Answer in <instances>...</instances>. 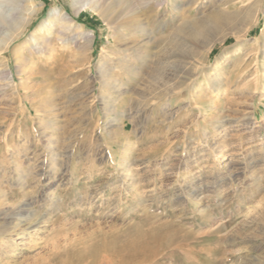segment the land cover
Here are the masks:
<instances>
[{
    "label": "rangeland",
    "instance_id": "1",
    "mask_svg": "<svg viewBox=\"0 0 264 264\" xmlns=\"http://www.w3.org/2000/svg\"><path fill=\"white\" fill-rule=\"evenodd\" d=\"M77 1L35 0L29 6V11L38 10L30 15L31 24L4 54L10 73L0 74V203L7 208L30 204L32 219L38 223L26 230L27 222L0 221L6 226L0 229L12 223L20 228L13 242L0 237V264H70L77 255L84 261L90 258L83 263L91 264L99 259L100 246L113 239L121 243L143 233L170 232L179 233V249L162 264H264V74L258 68L264 15L257 27L240 34V49L213 78L219 90L207 87L211 68L236 41L229 37L206 57L197 51L200 36L195 35L179 42L178 92L158 103L148 100L150 88L158 82L154 77L161 71L172 73L174 57L164 58L157 72L156 58L142 65L129 55L141 75L128 80L122 73L124 89L121 96L114 90L109 94L106 113L99 100L108 91L100 86L99 67L113 65L116 54L127 47L136 49L131 46L134 40L145 38L123 41L119 36H130V25L140 23L153 31L157 41L178 28L183 39L180 30L186 23L209 24L205 15L215 0L184 16L179 0L175 9L174 0H147L148 6L137 16L132 11L110 12L112 27L94 8ZM0 6L7 15L9 5ZM53 9L66 13L69 22L51 25L49 58L39 59L34 53L31 57L28 40L32 32L39 37L37 29ZM240 25L239 20L232 22L237 30ZM161 26L163 31L158 32ZM167 38L163 44L168 50ZM18 47H24L32 68L21 70L13 54ZM195 51L196 65L190 75H181L182 63ZM251 118L253 123L245 125ZM204 131L208 134L200 140ZM121 140L128 144L125 156ZM164 149L167 154L159 158ZM69 151L74 157L68 163L52 160V155ZM123 157L143 194L127 183V190L112 202ZM199 183L204 188L197 200L179 195L169 204L162 201L166 194ZM95 187L105 191L104 198L95 194L83 205L79 198ZM145 199L149 202L143 203Z\"/></svg>",
    "mask_w": 264,
    "mask_h": 264
},
{
    "label": "bare ground",
    "instance_id": "2",
    "mask_svg": "<svg viewBox=\"0 0 264 264\" xmlns=\"http://www.w3.org/2000/svg\"><path fill=\"white\" fill-rule=\"evenodd\" d=\"M73 1L76 4L78 3L77 0H73ZM177 1L178 0H174V2L172 1L173 2V5H171L172 9H175L177 7L175 4V2ZM200 1L201 0H179V13L182 14V16H184L185 14H188L190 10H196L199 8V6H203L205 2L208 0H203L202 2ZM246 1L247 0H222V1L215 0L213 5L211 6L210 12L207 15H205L206 20L209 21V24H206L207 22L201 23L199 20H194V21L186 23L187 24V25L185 24L186 27H183V29L180 30L185 37L183 39L179 37V28L178 29L176 28L177 30H174L173 34L171 33L170 35H167L168 38L164 37L163 39L157 41L153 35V31H148L146 26L140 23H134L130 25L131 26V29L129 30L130 36L120 35L119 36L120 39L124 41L125 39L127 40L129 38H132V37L136 38L139 36L141 37L145 36V38L140 39V40L139 39L134 40V42L132 41L134 44L131 46H136L137 47L136 49H134L133 47H127L124 53L122 52V53H119L118 55L116 54V57L114 59H111L112 60L111 62L113 63V65H111V63L110 64L108 63L104 66L99 67L100 68L99 70L100 71L99 72L100 73V86L103 90L108 91L107 93H102L100 100H99L104 107V111L106 113L110 112L108 108L109 101H110L109 94L113 93L112 92L113 90L117 95L122 94V91L124 89V86L120 84V76L122 75V73H123V76L127 78L128 80H131L133 78L135 79L137 77H140L141 75L138 68H136V66L130 62L131 60L129 58L131 56L129 55H132L134 60H139L142 63V65H144L145 60L149 58H156L157 60L153 66L157 72L160 71V68L163 65L161 61L164 58L166 59L169 57L170 58L174 57L175 62H174V65L171 66L172 73L166 74L163 71H161L160 73L156 72L158 77L156 78L154 77V79H156V81L158 82L155 84L154 82L156 81H154L153 83L151 82L152 84L156 86L152 85L153 87L150 88L151 90L149 93L148 100H150L152 103H158L163 97H166L169 94H173L174 92H178L179 91V79L182 78V77H179V46H181L179 45V42L182 44V42L186 40V37L188 40V37L192 38V36H195V35L200 36V39H198V45L196 47L197 51L204 53V56L206 57H208L211 54V52L213 51V49L216 47L217 44H220V45L223 44L229 37L233 38L236 41V43L233 45L232 48L226 49L225 51H223L222 54H220L216 58V61L214 62L213 67L211 68L212 74H210V76L208 77L207 87L214 88V90H219L218 85L217 84L214 85L213 78H216V76L221 72L222 67L229 62L231 55L240 49L239 48V45H240L239 38L243 36L240 34L241 33L245 34L248 30H251L257 27L259 24L260 15L261 14L264 15V8H263L264 0H253L252 3H250V5H248L247 7H243L244 5H247V4L243 5V3ZM34 2L35 0H0V4L9 5L7 15L3 14L2 6H0V74L10 73V71L8 70V65L6 64L7 61L5 60L4 54L10 50L11 45L19 37L22 36V34L27 29V26L31 24L32 17H30V15L36 14L38 11V10L29 11V6L33 5ZM81 5L86 6L88 8L90 7V9L94 8L96 12H98V14L100 15L101 19L108 26H111L112 24L111 18L113 17H110V12L114 14L115 13L118 14V12H120L119 14H121V12L123 13L125 11H132V12H136L133 14L134 15L136 14L137 16L138 10L141 8L142 9L146 8L148 6V2L147 0H136V2L135 0H82ZM237 5H240V6H237ZM24 11H27L28 12L27 14L30 13L28 17H26L27 14L25 16ZM46 19L47 20L43 21V23L40 24L39 28L37 29V34L39 35V37L37 38L36 33L32 32L28 40L27 49L32 50L30 51L31 57H33L32 54L34 53L39 59L42 57L49 58L51 56L52 50H51V42L49 41L48 39L49 37L47 38V36L51 31V25L54 26L56 24H60V23L62 24V23L69 22V18L67 14L66 13L61 14V12L58 11L57 9H53L48 14ZM234 20L241 21L240 29L238 28L237 30L236 27L232 26V22ZM120 26L122 28L127 27L126 24L125 25L121 24ZM161 31H163V26H161L158 29V32H161ZM78 35L81 36L84 34L78 33ZM262 35H263L262 36V40H263L262 48L263 49L261 50V53H262L261 59L258 60L259 61L258 68L264 74V34ZM87 36L91 37L88 34ZM166 38H167V41L170 39L168 41L170 42L169 43L170 48L168 47L169 48L168 50L167 48H164V44H163V40H166ZM153 49H156V52L154 54L153 52L150 54L149 52ZM130 51H133V53H128ZM197 51H195V54L192 53V55L189 58H187L186 61L182 63L181 75L182 74L190 75L189 73H190V70L193 68V63L194 65H196L195 64L196 61L194 60V58L195 56H197ZM24 53H25L24 47L14 48L13 54L15 56V61L21 65V70L32 68L34 66L33 63L24 56ZM196 86L200 87V84L197 83ZM261 94H264V92L262 91ZM166 120H170V118L166 117ZM244 123L245 125L252 124L253 123L252 118L249 121L244 122ZM212 128L214 129V131H217L218 129L217 126H213ZM200 134H201L200 140H202V138L204 136H207L208 133L204 131ZM189 141L195 144L197 140L190 138ZM118 143L122 146L123 151H122V154L121 153L120 154L121 156H123L124 150L126 149L128 144L124 140H121ZM197 145H199V143H197ZM168 149H164L163 151H161L158 154L159 158L165 157ZM121 156L120 158H122ZM57 157H60L59 158L60 160H56ZM72 157L74 156L72 152L69 151V152H64L61 154L56 153L55 155H52V160L54 162L58 161L62 163L64 161V163H68L72 159ZM121 161H122L121 166H120L121 171H119V173L117 174L118 178L120 179V185H118V187L115 188L117 195L114 198H112V202L118 201L119 196H120L119 193H123V191L125 192L127 190V186H128L127 183H129V187L133 189L134 192H137V193L139 192L136 186L137 184L139 185L140 183H138V179L135 177L134 173L133 174L129 173L130 172L129 170L131 167V165L129 164V161L126 159V157H123ZM146 162L148 163V161ZM176 168H178V166H176ZM201 184L199 183L198 186L196 184H193L190 190H188L187 188H183L181 189L180 193L178 189L172 192V194H166V197H164L162 201H164V203L169 204L172 200L177 199L179 195H184L185 198L188 197V198H191L192 200H197L198 197L201 198L202 190L204 188V186H202ZM111 186H113V184L108 185L106 188H110ZM141 187L140 189H142ZM133 191L132 193H134ZM95 194H98L99 198L101 197L104 198L105 191L103 192L99 190L98 187H95L93 191L86 189L85 193L79 198V200L81 203L83 202V205H84V202L89 201ZM51 198H48L49 203H51L53 200ZM198 201H200V199H198ZM142 202L148 203L149 200L145 199ZM29 206L30 204L23 203V205L22 206L19 205V207L13 206L11 208H7L1 202L0 203V221H8V220L15 219V220H18L19 222H27L28 225L26 224L27 225L26 230L35 227V225H37L38 223L37 222L38 220L36 221L32 219L33 213L30 211ZM9 210L12 211L13 214H11ZM11 225L7 227L6 229H0V237L1 238H5L6 236L9 237L6 239V241L8 242H13V239H14L13 237L14 236L16 237L19 235L17 233V231L20 229L19 225L18 224L13 225V223ZM21 226H22V223H21ZM3 227H6V226L4 225ZM134 235L136 236V234H133V236ZM142 235L141 236L138 235L137 237H134V238H127L125 235H123L124 237H126V239H124L121 243H118L117 240L119 238L118 239L116 238V239H113V242H111L110 244H102V245L100 244L101 245L99 249L100 252L99 251L97 252L99 253L100 257L99 259H97L98 256L97 257L95 256L96 257L95 259L97 260L92 261L93 264H162L164 260H167L173 256H176L177 250L175 251V249H179V244H178L179 233L171 234L170 232L169 235H165V236L163 235V233H162L163 236L160 234H152V235L148 234L144 236ZM96 249L94 250V253L96 252ZM91 251L93 252V250ZM71 259L72 260L70 264H82L84 261L81 255L74 256ZM89 259H86V260L89 261Z\"/></svg>",
    "mask_w": 264,
    "mask_h": 264
}]
</instances>
